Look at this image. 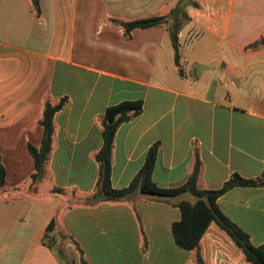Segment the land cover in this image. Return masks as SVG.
<instances>
[{"label":"crops","instance_id":"0c3cea01","mask_svg":"<svg viewBox=\"0 0 264 264\" xmlns=\"http://www.w3.org/2000/svg\"><path fill=\"white\" fill-rule=\"evenodd\" d=\"M181 0H0V159L6 171L0 213L10 240L0 264H196L174 243L177 203L140 192L103 199L95 156L100 120L126 101L141 113L122 124L111 154V186L127 188L157 143L152 181H188L218 190L232 175L264 180V0H189L175 63L168 27L134 30L119 22L168 16ZM195 4V5H194ZM67 104L54 116L52 152L34 181L28 145L42 137L44 102ZM220 213L264 247V185L237 187ZM23 214V218H21ZM54 224L49 239L47 226ZM73 242L62 243L60 235ZM52 245L50 248L49 246ZM205 264H250L211 223L200 240Z\"/></svg>","mask_w":264,"mask_h":264},{"label":"trees","instance_id":"16d2710c","mask_svg":"<svg viewBox=\"0 0 264 264\" xmlns=\"http://www.w3.org/2000/svg\"><path fill=\"white\" fill-rule=\"evenodd\" d=\"M195 5V4H194ZM189 21L184 9L179 5L170 12L168 16L150 17L137 19L128 22H119L118 25L124 31V37L129 38L134 30H146L151 28L168 27V32L174 50L175 63L178 64V33ZM264 46V38L253 43L249 48ZM67 98H62L58 103L44 102L42 118L38 127L42 131V137L37 147L28 145V151L33 159V172L30 178L34 181L40 179L44 172L46 163L52 152L54 137V116L64 109ZM142 101H126L109 107L100 120L102 147L95 156L100 167L99 185L103 199L106 201H119L132 197L140 192L152 198H178L183 195H190L192 200L181 199L177 203L180 211V220L172 224L171 233L174 243L184 251L193 252L196 264H205L200 250V240L211 223H215L220 230L225 232L234 242L236 247L243 253L245 261L250 264H264V247H255L251 244L249 236L240 230L235 224L223 216L217 207V200L228 191L237 187H257L264 185L262 179L246 180L234 174L218 190H204L198 187V173L200 162L195 157L192 173L185 185L174 189H162L152 181L158 147L153 144L147 151L144 164L138 174L124 189L115 190L111 186V154L114 138L118 128L132 119L136 118L142 111ZM6 171L0 159V191L5 188ZM54 224L50 223L46 228L44 239H49ZM62 243L73 242L67 235H60ZM50 248L52 245L49 246ZM57 255L62 264H74V261L67 255L63 246L57 248ZM81 264H89L82 258Z\"/></svg>","mask_w":264,"mask_h":264},{"label":"rangeland","instance_id":"374dc122","mask_svg":"<svg viewBox=\"0 0 264 264\" xmlns=\"http://www.w3.org/2000/svg\"><path fill=\"white\" fill-rule=\"evenodd\" d=\"M21 218H23V214L21 216ZM8 226L6 225V222L4 221L3 216L0 213V263L2 258L4 257L5 253H7L8 250V246L9 243L11 242L10 240V232H8L7 229ZM47 242H51L52 240H47ZM58 247H56L57 250ZM171 256L174 257V259H172V264H177V258L174 256V252L171 251Z\"/></svg>","mask_w":264,"mask_h":264},{"label":"water","instance_id":"95a60500","mask_svg":"<svg viewBox=\"0 0 264 264\" xmlns=\"http://www.w3.org/2000/svg\"><path fill=\"white\" fill-rule=\"evenodd\" d=\"M33 4L36 5L37 4V0H32ZM189 3V0H181L180 4H179V7L181 9H184L185 6H187Z\"/></svg>","mask_w":264,"mask_h":264}]
</instances>
